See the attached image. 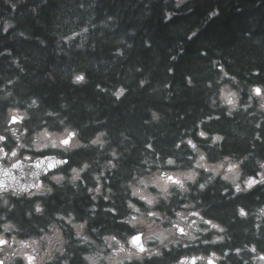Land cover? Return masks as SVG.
<instances>
[{"label":"trees","instance_id":"trees-1","mask_svg":"<svg viewBox=\"0 0 264 264\" xmlns=\"http://www.w3.org/2000/svg\"><path fill=\"white\" fill-rule=\"evenodd\" d=\"M220 66L237 78L233 87L240 91L241 103L251 105L231 118L210 106ZM186 75L192 77L191 86ZM205 81H212V88ZM252 84H264V0H0V133L8 140L72 127L83 141L97 131L107 133L103 146L87 144L65 157L66 167L90 162L82 191L57 186L52 195L41 197L43 214L26 216L33 203L23 197H8L11 211L0 202V212L17 223L22 237L40 235L53 213L69 211L77 220L89 217V229L95 227L98 233L131 232L118 222L126 212L122 183L134 169L144 167L142 159L149 163L153 155L172 153L178 139L191 136L206 145L197 135V121L213 112L219 118L202 127L223 133L225 139L222 146L209 149L210 157L248 154L242 168L258 179L256 161L264 158L259 117L264 112L256 100H249ZM150 108L161 114L159 121L144 122ZM11 111L22 115L16 128L6 126ZM7 140L2 145H11ZM113 148L115 169L107 163ZM177 151L183 156L186 145ZM46 154L54 153L32 152ZM101 169L105 175L96 195L87 188L95 187L91 173ZM108 187L113 193L105 200ZM178 195L172 206L182 203ZM200 196L209 213L227 224L223 241L212 243L200 236L144 264L210 249L225 264H257L264 257V226L254 227L251 217H232L238 203L249 208L264 203V184L234 195L222 193L217 182ZM159 208L169 206L161 202ZM57 223L69 238L70 264H85L81 253L92 246L73 239L71 227L62 220Z\"/></svg>","mask_w":264,"mask_h":264},{"label":"clouds","instance_id":"clouds-1","mask_svg":"<svg viewBox=\"0 0 264 264\" xmlns=\"http://www.w3.org/2000/svg\"><path fill=\"white\" fill-rule=\"evenodd\" d=\"M217 66H218V62ZM219 76L215 79L217 85L215 91L209 97L210 106L221 109L229 118L241 108L251 105L241 103L240 91L233 87L237 78L219 67ZM186 83L191 86L192 77L186 75ZM143 82H141L142 84ZM205 86L212 88V81H205ZM122 88V86H121ZM127 91V89H122ZM249 100H256L258 107L264 112V84H252L249 86ZM145 123L156 122L161 114L150 108ZM219 118V113L213 112L201 117L197 121V135L207 141L201 145L196 139L187 136L178 139L172 145V153L153 155L149 163L141 160L142 168L134 169L130 178L122 183L124 188V206L126 212L120 216L118 222L124 223L131 232L117 235L114 232L99 234V240L94 238L98 233L97 228L89 230V217L77 220L75 214L69 211L66 215L60 212L53 213L54 219L45 227L40 228V235L20 236L22 230L16 222L8 218L6 212H0V264H70L73 255L66 245L69 238L65 235V227L57 221H63L72 229V238L81 244H89L92 248L81 253V259L85 264H144V261L153 257L164 258L166 252H171L177 245L189 246L192 241L200 236L207 237L212 243L221 242L227 231V224L209 213L203 203L200 193L205 192L211 186L219 182L221 191L239 194L248 192L256 184H264V158H257L258 179L249 177L242 168L248 154L237 155L235 153H221L215 158L209 155V149L222 146L224 134L221 132L205 131L202 125L211 119ZM264 123V115L259 117ZM105 130L94 133L88 141L80 139L79 130L69 127L57 136V140L69 136L67 145L62 146L64 151L70 152L87 144L101 145L107 143L102 137ZM181 145H186L187 151L181 155ZM61 147V145H57ZM112 157L107 163L113 169L117 167L115 149L109 150ZM67 162V161H66ZM91 168L89 161L73 164L67 172L50 177V183L44 192L31 193L29 198L34 199L33 209L25 215L31 217L33 213L43 214L44 205L38 199L42 195H52L57 186H63L67 182L73 188L86 185L83 174ZM95 181V187H88L90 193H101V177L105 175L104 169L91 173ZM255 181L249 183V180ZM79 182V183H78ZM104 191L103 199L109 200L113 190L108 187ZM178 195L182 203L179 207L172 206V198ZM92 195V199H96ZM0 202L7 205L11 211L14 205L9 203L7 196L0 197ZM163 202L169 208L161 210L159 205ZM95 208V204L92 205ZM114 214L116 209H110ZM252 218L254 227L264 226V203L249 208L242 204H236L232 219ZM259 221V225H257ZM89 231L93 234L90 235ZM197 234H200L199 236ZM138 241V243H137ZM254 247V245H253ZM195 257L194 264H208L211 259L213 264H219L221 254L210 249L208 252L185 253L167 261V264H189ZM257 264L264 262L257 261Z\"/></svg>","mask_w":264,"mask_h":264},{"label":"water","instance_id":"water-1","mask_svg":"<svg viewBox=\"0 0 264 264\" xmlns=\"http://www.w3.org/2000/svg\"><path fill=\"white\" fill-rule=\"evenodd\" d=\"M16 119L11 117V122ZM4 137L0 135V143ZM4 157V150L0 148V159ZM64 161L55 156L37 158L31 163L17 162L9 167L0 164V193L15 189L27 192L40 184V178L52 170L61 167ZM138 243V241H137ZM213 264V263H211Z\"/></svg>","mask_w":264,"mask_h":264},{"label":"rangeland","instance_id":"rangeland-1","mask_svg":"<svg viewBox=\"0 0 264 264\" xmlns=\"http://www.w3.org/2000/svg\"><path fill=\"white\" fill-rule=\"evenodd\" d=\"M15 114L13 112H10L9 115ZM16 115V114H15ZM61 132H53V131H48L46 129L37 131L30 135V137H33V147L35 149H41L44 147H57V145H60V141H63L67 138V136H64L62 139L57 140V136L60 135ZM62 147V146H61ZM17 154L20 152V147L18 146L17 148ZM11 155V154H9ZM42 191V190H41ZM2 211L4 210L3 208L1 209ZM75 242V241H74ZM68 244V248H69ZM262 262V261H260Z\"/></svg>","mask_w":264,"mask_h":264},{"label":"flooded vegetation","instance_id":"flooded-vegetation-1","mask_svg":"<svg viewBox=\"0 0 264 264\" xmlns=\"http://www.w3.org/2000/svg\"><path fill=\"white\" fill-rule=\"evenodd\" d=\"M70 154V153H69ZM69 154H67L66 156H68ZM66 156H64L63 158H65ZM71 165L72 164H70L69 165V168L71 167ZM69 168H67L66 170H65V172H67V170L69 169ZM60 170H62V169H60ZM54 174H51V175H49V176H53ZM79 183V182H78ZM70 189H72L73 191H75V192H79L80 190L78 189V188H70ZM36 191H33V192H30V193H26V194H17V195H30L31 193H35ZM3 195H7V196H13V195H16L15 193H9V194H3ZM32 203H33V201H32ZM66 212H68V211H66ZM76 216V215H75ZM77 217V216H76ZM67 246V245H66Z\"/></svg>","mask_w":264,"mask_h":264}]
</instances>
